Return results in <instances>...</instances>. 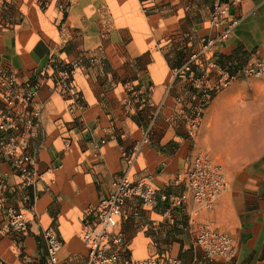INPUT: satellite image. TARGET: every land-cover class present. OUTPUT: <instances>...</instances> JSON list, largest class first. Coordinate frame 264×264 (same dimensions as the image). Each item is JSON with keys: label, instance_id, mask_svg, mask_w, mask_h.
I'll return each mask as SVG.
<instances>
[{"label": "crops", "instance_id": "crops-1", "mask_svg": "<svg viewBox=\"0 0 264 264\" xmlns=\"http://www.w3.org/2000/svg\"><path fill=\"white\" fill-rule=\"evenodd\" d=\"M213 1L214 4L217 0ZM230 10L238 25L213 52L217 63L233 74L264 59V0H238ZM208 18L196 26L207 23ZM200 33L202 30L197 33L199 40L214 35L215 29ZM51 39L31 24L14 25L8 19H0V92L2 83L11 79L17 84L28 82L34 86L36 96L30 109L38 118L35 135L26 150L35 157L38 179L32 186L20 184L10 163L0 154V178L7 184L2 196L4 209L14 207L29 216L23 231L9 230L0 236V258L6 264H44L46 239L42 221L50 222L56 215V222L62 221L63 235L68 237V225L65 218L60 220L61 216L69 211L81 212L82 224L89 209L109 193L112 180L122 173L163 189L186 169L194 156L185 157L188 141L172 132L174 121L180 118L178 102L184 101L180 95H172L169 81L152 85L150 100L141 99L130 112L125 85H104L100 77L96 78V70L84 77V84L77 82L75 70L71 92L61 96L55 88L57 72L69 62L60 59L71 55L61 52L56 60L60 64L50 68ZM194 48H200V41ZM184 87L187 95L185 84ZM159 91L162 94L157 98ZM187 103L188 100L186 115ZM153 110L158 115L155 113L154 117L157 121L149 123L153 128L150 141L142 145L130 163H125L123 154L141 142L146 131L137 120L145 117L148 128L146 115ZM133 111L136 118L131 115ZM251 178L240 182L264 183V172L257 180ZM124 209L120 221L123 242L118 247L122 258H133L136 242L142 237L149 255L166 253L183 264H264V196L260 193L243 194L235 188L233 196L219 194L211 209H200L189 197L186 205L170 216L161 208L144 210L136 198L129 199ZM203 222L237 238L238 249L232 259L203 257L195 243L196 230ZM2 225L4 211L0 213ZM60 239L63 246L58 264H87V251L81 239Z\"/></svg>", "mask_w": 264, "mask_h": 264}, {"label": "rangeland", "instance_id": "rangeland-1", "mask_svg": "<svg viewBox=\"0 0 264 264\" xmlns=\"http://www.w3.org/2000/svg\"><path fill=\"white\" fill-rule=\"evenodd\" d=\"M213 2L0 0V19H8L14 25L31 24L44 31L52 38L51 65L60 64L56 60L60 59L61 52L70 54V58L60 60L69 62V67L74 66L79 84H84V77L96 70V78L100 77L99 81L104 85H125L128 107H124H127V112L134 109V105H139L141 99L150 100L152 85L169 81L172 95H180L184 101L178 102L180 118L174 121L171 129L177 137L188 141L185 157L203 153L221 166L228 182L227 188L219 193L221 195L233 196L235 188H239L243 194L260 193L264 196L263 182L258 185L240 182L251 177L257 180L260 172H264V71L260 75L238 77L217 93L203 111L195 134L188 136L186 133L188 94L185 95L184 82L175 75L174 69L192 51L198 50L194 48L200 41L197 33L201 30L200 34L205 33L209 24L196 25L208 18ZM161 94L159 91L157 98ZM155 110L146 115L148 128L144 123L145 117L137 120L145 127L143 138L147 137V142L153 130L149 123L158 115ZM131 115L136 118L135 111ZM131 152L132 149L123 154L127 164L132 161H129ZM82 215L78 211H69L61 216L60 220L65 218L68 225L69 239H81ZM56 219L55 215L50 222L42 221L44 229L51 228L58 237L68 240L60 229L62 221L58 223ZM149 253L141 237L136 242L133 258L146 257Z\"/></svg>", "mask_w": 264, "mask_h": 264}, {"label": "built area", "instance_id": "built-area-1", "mask_svg": "<svg viewBox=\"0 0 264 264\" xmlns=\"http://www.w3.org/2000/svg\"><path fill=\"white\" fill-rule=\"evenodd\" d=\"M238 0L224 3L217 0L210 11L208 24L215 29L214 35L200 39V48L193 51L174 69L175 75L188 89V115L186 133L193 136L200 126L203 111L213 97L231 85L238 77L260 75L264 71V61L258 60L254 66L239 68L236 73L221 67L213 52L214 47L226 41L238 25L230 8ZM50 68L53 66L50 64ZM74 66H65L57 72L59 76L55 88L61 94H68L72 87L71 78ZM36 96V88L28 82L17 84L14 79L2 83L0 92V154L10 163L20 184L32 186L38 179L35 157L27 153L30 138L35 135L38 118L30 107ZM147 142L144 137L136 143L130 154L133 160ZM228 186L227 178L220 165L203 153L195 154L186 169L177 174L173 181L163 189H156L144 179L135 180L128 174L114 178L110 191L89 209L80 226V238L87 251V264H183L177 257L166 253L151 254L142 258H122L118 247L123 242L120 221L125 213V203L136 198L144 210L163 209L170 216L176 209L183 208L189 197L200 209H211L216 197ZM7 184L0 178V213L4 211V225L0 236L9 230L21 232L29 220L28 213L14 207H6L2 196ZM46 239V260L44 264H58L62 240L51 230L43 229ZM195 243L203 257L210 259H232L238 249L235 236L218 230L207 222L200 223L196 230ZM0 264H6L0 258Z\"/></svg>", "mask_w": 264, "mask_h": 264}]
</instances>
